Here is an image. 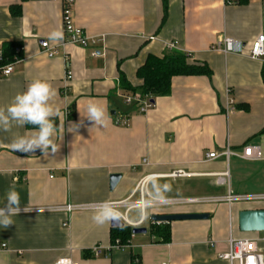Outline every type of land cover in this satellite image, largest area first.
I'll return each instance as SVG.
<instances>
[{"label": "crops", "instance_id": "crops-1", "mask_svg": "<svg viewBox=\"0 0 264 264\" xmlns=\"http://www.w3.org/2000/svg\"><path fill=\"white\" fill-rule=\"evenodd\" d=\"M65 1L0 0V46L22 45L14 71L8 76L0 71V107L42 78L57 90L54 103L65 118L59 150L47 157L40 150L22 153L10 147L14 136L27 135L34 126L0 130V207L13 184L21 206L28 208L119 201L133 194L137 199L142 182L146 196L200 201L148 208L141 224L143 214L133 208L128 218L134 210L138 215L128 225L148 232L133 234L119 250L111 249V221L96 224L95 210L20 212L12 217L14 224L0 226V264H55L63 258L132 264L135 254L139 261L133 264H238L219 253L227 250L230 236L264 238V232H243L238 225L241 211L264 209V198L229 196L264 194V159L222 154L228 148L242 154L246 145L262 146L264 152V60L214 46L231 37L248 49L264 34V0H169L164 21L163 0H72L76 25L100 38L85 48L62 47L48 38L53 30L63 32ZM15 4L22 5L20 15L11 12ZM42 40L55 47L53 57L43 51ZM172 41L190 60L206 63L212 76H174L170 95L158 96L154 107L139 113L123 99L121 76L140 86L137 69L149 55L163 57ZM89 104L105 109L107 127L86 118ZM117 115L127 117V125L117 124ZM73 124H81L74 133L68 131ZM175 171L185 174L173 177ZM118 172L122 177L112 190L110 175ZM177 212L208 216L172 221L171 242H156L149 231L152 215Z\"/></svg>", "mask_w": 264, "mask_h": 264}, {"label": "built area", "instance_id": "built-area-1", "mask_svg": "<svg viewBox=\"0 0 264 264\" xmlns=\"http://www.w3.org/2000/svg\"><path fill=\"white\" fill-rule=\"evenodd\" d=\"M73 1L67 0L64 2L62 9V29L64 33V39L60 42L62 47H67L70 44L78 45L83 48L88 47L90 45H96L99 43L100 38L92 37L88 34L85 29H82L78 25H76L73 14ZM150 39H153L150 38ZM41 47L43 51L47 54L48 57H53L55 55V47L48 42V40L41 41ZM217 49L222 50L225 53L237 52L239 54H246L253 59H262L264 60V34H260L257 37L251 46L246 49L244 43L237 41L234 38L228 37L223 40H220L214 46ZM168 50L178 49V42L172 41L167 46ZM3 59V49L0 46V61ZM14 63H10L0 67V71L4 75H10L14 71ZM67 81L71 79L72 72L67 69ZM67 92V87L64 89ZM123 99L127 104H132L134 101H138L139 104L137 106V111L139 113H145L148 109L154 107V101L147 97H142L139 92L123 94ZM128 118L123 115H117L115 118V122L117 124L127 125ZM225 157L230 158L232 155H237L242 159H250V160H261L264 159V152L262 146L259 145H246L243 148L242 154L237 153L229 148L226 149L223 154ZM217 155L215 153H209V158H216ZM185 174L183 171H175L172 174L173 177L181 176ZM143 183V182H142ZM140 183L137 190H139V198H134V194L128 198L121 199L119 201H104L109 202L111 206L116 210L118 217L127 224L131 225V222L128 218V212L133 210V208L140 209L142 214L148 208L152 209H160L162 207L175 206L177 204H191L192 202H199L198 198L191 199H183V198H155L150 195H145L144 185ZM264 194L255 195H234L229 196V200L239 199V200H248V199H263ZM104 202L101 203H67L61 206H47V207H33L28 212H66L67 214H72L76 210L90 211L96 210L99 206H101ZM21 212H24L21 210ZM138 222L141 224L144 221V216ZM264 242V238H233L229 237L227 240L228 248L226 251L219 253V257L222 259L228 260L230 263L234 261H238V264H264V254L260 249V244ZM213 245H217V241L212 242ZM129 244L121 245L118 241L111 247V249H120L125 248ZM94 253L97 255L99 253V248L94 249ZM55 264H80L79 262H75L71 258H63L59 259Z\"/></svg>", "mask_w": 264, "mask_h": 264}, {"label": "clouds", "instance_id": "clouds-1", "mask_svg": "<svg viewBox=\"0 0 264 264\" xmlns=\"http://www.w3.org/2000/svg\"><path fill=\"white\" fill-rule=\"evenodd\" d=\"M48 38L59 42L64 39V33L61 30H53ZM57 95V90L50 82L35 78L28 84L26 90L18 92L7 106L0 107V130L8 132L14 126L26 125L35 128L27 135L13 137L10 144L13 151L32 153L40 150L47 157L50 152L54 154L59 150L57 139L63 138L65 118L60 108L54 103ZM86 118L94 122L95 126L107 127L110 123L105 109L98 104L87 106ZM56 119H59V124L55 122ZM81 124H73L68 131L76 132ZM165 188L170 190V186L166 185ZM21 210L28 212L31 208L21 206L20 193L13 184L6 192L4 206L0 207V226L7 228L14 224L12 217L17 216ZM92 219L96 224L103 225L106 222L118 220L119 217L111 204L104 202L95 210Z\"/></svg>", "mask_w": 264, "mask_h": 264}, {"label": "trees", "instance_id": "trees-1", "mask_svg": "<svg viewBox=\"0 0 264 264\" xmlns=\"http://www.w3.org/2000/svg\"><path fill=\"white\" fill-rule=\"evenodd\" d=\"M25 1V0H23ZM245 0H239L242 3ZM164 17L163 21L168 16L169 0H163ZM11 12L14 15L22 13V5L15 4L11 7ZM3 59L0 61V67L13 63L22 57V45L20 42H4L2 44ZM137 77L142 81L140 86L131 84L125 76H121L120 85L125 90V94L139 92L142 97L150 98L155 101L158 96H168L172 90V78L174 76L194 75L207 77L212 76V69L204 62H196L190 60V55L179 49H171L165 52L163 57L149 55L142 66L137 69ZM139 102L134 101L132 105L137 109ZM75 113V104H72L68 115L73 119ZM172 228L169 222L157 223L153 222L149 225V231L156 238L158 243L171 242ZM133 228L126 224L120 228H112L111 241L115 244L118 241L121 245L130 244L133 236ZM132 264L139 261L137 255H132Z\"/></svg>", "mask_w": 264, "mask_h": 264}, {"label": "water", "instance_id": "water-1", "mask_svg": "<svg viewBox=\"0 0 264 264\" xmlns=\"http://www.w3.org/2000/svg\"><path fill=\"white\" fill-rule=\"evenodd\" d=\"M114 114V112H112ZM122 173H113L110 175L111 189H115L118 181L121 179ZM208 215L202 213H162L152 215V220L157 223L172 222L177 220H191V219H205ZM125 223L119 218L118 220L111 221V226L120 228ZM240 230L243 232H264V209H249L243 210L239 213ZM133 234H146L148 228L142 226H134Z\"/></svg>", "mask_w": 264, "mask_h": 264}, {"label": "rangeland", "instance_id": "rangeland-1", "mask_svg": "<svg viewBox=\"0 0 264 264\" xmlns=\"http://www.w3.org/2000/svg\"><path fill=\"white\" fill-rule=\"evenodd\" d=\"M136 212L138 213L137 210H134V211L131 213V215H130L129 218H130V219H134V217L138 215ZM261 251L264 252L263 250H261Z\"/></svg>", "mask_w": 264, "mask_h": 264}]
</instances>
